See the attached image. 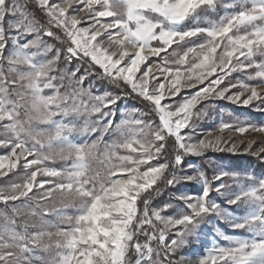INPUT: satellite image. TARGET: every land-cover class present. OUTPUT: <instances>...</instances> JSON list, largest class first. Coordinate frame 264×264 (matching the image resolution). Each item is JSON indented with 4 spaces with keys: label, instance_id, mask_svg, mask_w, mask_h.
<instances>
[{
    "label": "snow or ice",
    "instance_id": "obj_1",
    "mask_svg": "<svg viewBox=\"0 0 264 264\" xmlns=\"http://www.w3.org/2000/svg\"><path fill=\"white\" fill-rule=\"evenodd\" d=\"M225 100L264 112V0H0V264H264V175L190 160L264 163V124L201 129Z\"/></svg>",
    "mask_w": 264,
    "mask_h": 264
},
{
    "label": "rangeland",
    "instance_id": "obj_2",
    "mask_svg": "<svg viewBox=\"0 0 264 264\" xmlns=\"http://www.w3.org/2000/svg\"><path fill=\"white\" fill-rule=\"evenodd\" d=\"M225 2L230 3L231 0H225ZM223 14H224L223 9H221L220 15H223ZM212 18L218 19L219 17L213 16ZM84 26H87V21L84 22ZM44 39L46 40L47 43L53 44L54 47H59L60 45V42L54 40L53 38L45 37ZM161 55L163 56L164 54L162 53ZM257 59L259 60L260 58L258 57ZM148 62L159 63L160 60L158 57H149ZM233 75H234L233 82H235V79H244L246 82L255 83V81H247L246 75H241V74H233ZM92 83L94 85L93 90L95 92L100 93L103 90H105L104 86H102L99 82L93 81ZM188 91L190 90H184V94H187ZM126 103L129 107L124 110H131L132 107L140 108L138 105H134L128 101ZM213 104L215 105V107L214 109L211 110L212 119L205 120L201 123L200 127L202 130L214 129L216 123L219 122L221 117L226 122H229V123H234L236 121H239L241 123H253L257 125L264 124V112H260L252 106L244 107V106L233 105L226 100L225 101H214ZM228 135H230V133L228 132V130H225V132L223 133V136L227 137ZM233 135H235L236 137L240 139H254L259 136V134L257 133L244 134L243 137H241L240 134L238 133H233ZM92 138L94 139L95 136H93ZM237 142H239V140H237ZM190 160L196 165L197 168H199L202 171H205L206 174L209 175V178L211 177V168L209 167V161L213 163L223 164L232 170L241 172V174L246 173L247 175H254L257 177L264 175V163H261L255 157H252L248 154L243 153L242 149L240 152L235 153V154L227 153V152L209 151L208 153H206L203 159L197 158V157H191ZM49 163L50 164L54 163V165L57 167H63L65 165L64 161H59V160L55 162H49ZM96 166L97 165H94V167ZM22 179H23L22 170H17L13 173H9L7 176L0 177V186H6L12 182H22ZM38 179H39V176H38ZM170 196H171V190H167V189L163 190L161 194L159 195L158 200L153 202V206L155 207L162 206L164 203L169 201ZM32 203L34 206V202ZM56 207L58 208V210L63 211L65 215L75 214V209H71V208L60 209L59 204H57ZM6 210L7 209L5 208L4 204L0 202V211H6ZM245 211L246 210L244 208L236 209L235 214L243 215ZM169 214H172L171 210H169ZM44 219L52 221V222L57 221V217L52 213L45 215ZM216 226L220 227V229L224 231L226 234L234 235L239 238L249 237L251 235L250 233L244 230L234 231L230 229L226 223L221 222V221H216ZM204 231L208 232L209 234L206 236H201L199 241L193 240V242L190 245L180 250V255H183L186 260L195 261L200 256L206 255L208 249L211 248L212 243H213V236H214L213 227L207 226L206 228H204ZM216 242L222 246L227 245L226 241H222L219 238H216Z\"/></svg>",
    "mask_w": 264,
    "mask_h": 264
},
{
    "label": "trees",
    "instance_id": "obj_3",
    "mask_svg": "<svg viewBox=\"0 0 264 264\" xmlns=\"http://www.w3.org/2000/svg\"><path fill=\"white\" fill-rule=\"evenodd\" d=\"M128 102H130V103H132V104H134V105H138L139 107H141L137 101H131V100H129ZM158 197H159V196H156V197L154 198V200L152 201V203H153L154 201H157V200H158Z\"/></svg>",
    "mask_w": 264,
    "mask_h": 264
}]
</instances>
